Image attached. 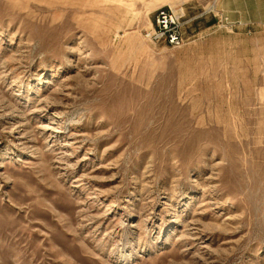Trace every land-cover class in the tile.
<instances>
[{"label": "rangeland", "instance_id": "1", "mask_svg": "<svg viewBox=\"0 0 264 264\" xmlns=\"http://www.w3.org/2000/svg\"><path fill=\"white\" fill-rule=\"evenodd\" d=\"M217 2L0 0V264H264V25Z\"/></svg>", "mask_w": 264, "mask_h": 264}, {"label": "built area", "instance_id": "2", "mask_svg": "<svg viewBox=\"0 0 264 264\" xmlns=\"http://www.w3.org/2000/svg\"><path fill=\"white\" fill-rule=\"evenodd\" d=\"M183 19L184 14L181 10L159 9L146 38L152 43H165L173 48L182 47L184 44Z\"/></svg>", "mask_w": 264, "mask_h": 264}, {"label": "crops", "instance_id": "3", "mask_svg": "<svg viewBox=\"0 0 264 264\" xmlns=\"http://www.w3.org/2000/svg\"><path fill=\"white\" fill-rule=\"evenodd\" d=\"M215 8L218 15L231 20L264 25V0H218Z\"/></svg>", "mask_w": 264, "mask_h": 264}]
</instances>
